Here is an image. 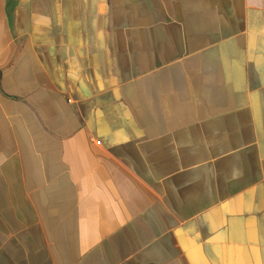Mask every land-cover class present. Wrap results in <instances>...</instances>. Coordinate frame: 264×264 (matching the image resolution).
Here are the masks:
<instances>
[{"label":"crops","instance_id":"1","mask_svg":"<svg viewBox=\"0 0 264 264\" xmlns=\"http://www.w3.org/2000/svg\"><path fill=\"white\" fill-rule=\"evenodd\" d=\"M0 264H264V0H0Z\"/></svg>","mask_w":264,"mask_h":264},{"label":"built area","instance_id":"2","mask_svg":"<svg viewBox=\"0 0 264 264\" xmlns=\"http://www.w3.org/2000/svg\"><path fill=\"white\" fill-rule=\"evenodd\" d=\"M70 101H71V99H70Z\"/></svg>","mask_w":264,"mask_h":264}]
</instances>
